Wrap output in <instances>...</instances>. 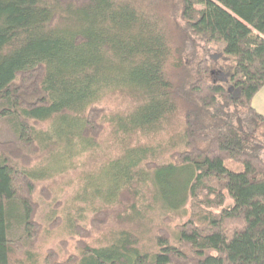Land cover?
<instances>
[{
  "label": "trees",
  "instance_id": "trees-1",
  "mask_svg": "<svg viewBox=\"0 0 264 264\" xmlns=\"http://www.w3.org/2000/svg\"><path fill=\"white\" fill-rule=\"evenodd\" d=\"M170 2L0 0V123L16 137L0 141V264L37 240L38 184L77 171L107 129L116 153L81 173L102 205L77 236L206 211L179 246L161 230L145 252L121 231L68 264H264V0H179L176 34Z\"/></svg>",
  "mask_w": 264,
  "mask_h": 264
},
{
  "label": "rangeland",
  "instance_id": "rangeland-1",
  "mask_svg": "<svg viewBox=\"0 0 264 264\" xmlns=\"http://www.w3.org/2000/svg\"><path fill=\"white\" fill-rule=\"evenodd\" d=\"M181 3L179 0H171L169 5L170 21L172 20V34H176L177 25H180ZM174 38L176 39L175 35ZM175 42V41H174ZM126 101L118 97H109L100 107L110 111H120L126 108ZM51 126L50 122L38 124L39 130L46 131ZM110 129H107L103 135L102 146L99 151L85 155L77 171H72L64 176L57 175L47 182H41L37 186L34 201L37 204L35 221L39 224V234L34 244L27 247L14 258L20 260L19 264H66L71 258L81 257L82 245L88 244L92 247L105 246L117 238L121 231H129L139 238V248L145 252H155L156 236L160 231H165L169 236L172 245L179 246L177 242L178 229L189 222V220L198 213H204L206 207L202 206L200 210H194V206L189 201L184 211L181 213H151L148 219L139 222L130 221L128 224L111 219L108 225L101 229H93L89 237L77 236L76 226H87L90 228V220L93 211L100 204L97 197L93 196L86 183L81 182V173L85 170H92L93 167L103 163L116 153V149L111 147V141L114 140ZM16 139L11 125L0 123V141H12ZM46 160L47 158H43ZM232 169L236 166L229 164ZM87 190L89 193H84ZM233 205L232 200L227 197L223 208ZM213 213H220V209L209 210ZM125 221V220H122ZM75 225V227H73ZM49 262V263H48ZM68 264V263H67Z\"/></svg>",
  "mask_w": 264,
  "mask_h": 264
},
{
  "label": "crops",
  "instance_id": "crops-1",
  "mask_svg": "<svg viewBox=\"0 0 264 264\" xmlns=\"http://www.w3.org/2000/svg\"><path fill=\"white\" fill-rule=\"evenodd\" d=\"M253 107L258 113L264 116V88L254 98Z\"/></svg>",
  "mask_w": 264,
  "mask_h": 264
}]
</instances>
